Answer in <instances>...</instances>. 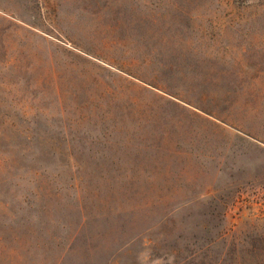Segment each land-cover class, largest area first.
Wrapping results in <instances>:
<instances>
[{
	"label": "rangeland",
	"instance_id": "obj_1",
	"mask_svg": "<svg viewBox=\"0 0 264 264\" xmlns=\"http://www.w3.org/2000/svg\"><path fill=\"white\" fill-rule=\"evenodd\" d=\"M252 245L264 0H0V264H223Z\"/></svg>",
	"mask_w": 264,
	"mask_h": 264
},
{
	"label": "trees",
	"instance_id": "obj_2",
	"mask_svg": "<svg viewBox=\"0 0 264 264\" xmlns=\"http://www.w3.org/2000/svg\"><path fill=\"white\" fill-rule=\"evenodd\" d=\"M245 256L235 254L228 263L223 262V264H264V251L257 250L254 245Z\"/></svg>",
	"mask_w": 264,
	"mask_h": 264
}]
</instances>
